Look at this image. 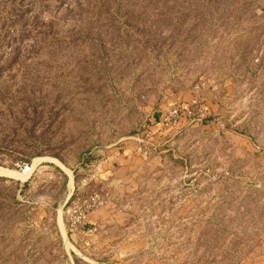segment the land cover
I'll return each mask as SVG.
<instances>
[{"label": "rangeland", "instance_id": "1", "mask_svg": "<svg viewBox=\"0 0 264 264\" xmlns=\"http://www.w3.org/2000/svg\"><path fill=\"white\" fill-rule=\"evenodd\" d=\"M0 169V264H264V0H0Z\"/></svg>", "mask_w": 264, "mask_h": 264}, {"label": "built area", "instance_id": "2", "mask_svg": "<svg viewBox=\"0 0 264 264\" xmlns=\"http://www.w3.org/2000/svg\"><path fill=\"white\" fill-rule=\"evenodd\" d=\"M192 104L196 105V102H192ZM175 117H178V112L173 111L163 120V124L169 126ZM69 199L65 202L63 209H65L64 214L69 222L70 227L74 230L77 228H83L91 213L98 208L107 206L109 201L107 193L102 195L93 194L84 199L78 198L71 201H69ZM92 231V228L87 230L88 233Z\"/></svg>", "mask_w": 264, "mask_h": 264}, {"label": "crops", "instance_id": "3", "mask_svg": "<svg viewBox=\"0 0 264 264\" xmlns=\"http://www.w3.org/2000/svg\"><path fill=\"white\" fill-rule=\"evenodd\" d=\"M183 109V108H182ZM181 109V111H180V117L178 118V121L176 122V125H178L179 124V121L183 118L184 120L186 119L185 117V114H184V112H183V110ZM163 123V122H162ZM162 126L163 127H167V126H165L164 124H162ZM113 162L112 163H115L114 165H118V169H116V168H114L113 170H111V169H109V171H111V174H112V176L113 177H115V176H117V178H122V177H124L125 176V174L123 173L124 172V169H123V167H124V165H125V159H124V155H119V157H115V158H113V160H112ZM118 182V181H117ZM101 208H104V207H101ZM100 208V209H101ZM99 209V208H98ZM97 212H101V210H98ZM97 212H95V213H97ZM96 221H98V219L96 218V217H88V220H87V222H86V224L83 226V228H81L85 233L87 232V230L88 229H91V228H94L95 226H91V225H93L92 223L93 222H96Z\"/></svg>", "mask_w": 264, "mask_h": 264}, {"label": "bare ground", "instance_id": "4", "mask_svg": "<svg viewBox=\"0 0 264 264\" xmlns=\"http://www.w3.org/2000/svg\"><path fill=\"white\" fill-rule=\"evenodd\" d=\"M32 168H26V170H24V172L22 174H18V173H13L16 176L22 177L23 175H25L26 173H29L31 171ZM0 173H2V170L0 169ZM27 176V175H26Z\"/></svg>", "mask_w": 264, "mask_h": 264}, {"label": "trees", "instance_id": "5", "mask_svg": "<svg viewBox=\"0 0 264 264\" xmlns=\"http://www.w3.org/2000/svg\"><path fill=\"white\" fill-rule=\"evenodd\" d=\"M28 164H29V162H26V166H28ZM72 197V196H71ZM70 197V199H69V201H71L72 200V198Z\"/></svg>", "mask_w": 264, "mask_h": 264}]
</instances>
